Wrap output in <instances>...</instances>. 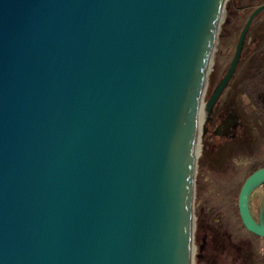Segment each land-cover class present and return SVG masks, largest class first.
Listing matches in <instances>:
<instances>
[{"label":"water","instance_id":"obj_1","mask_svg":"<svg viewBox=\"0 0 264 264\" xmlns=\"http://www.w3.org/2000/svg\"><path fill=\"white\" fill-rule=\"evenodd\" d=\"M225 1L0 0V264H193L197 144L264 11L204 101Z\"/></svg>","mask_w":264,"mask_h":264},{"label":"rangeland","instance_id":"obj_2","mask_svg":"<svg viewBox=\"0 0 264 264\" xmlns=\"http://www.w3.org/2000/svg\"><path fill=\"white\" fill-rule=\"evenodd\" d=\"M232 1H225L223 18L217 32V39L207 75L204 101L212 88L211 83L215 84L226 71L240 30L252 11L247 8H231ZM262 18H264V15H262ZM256 22V27L264 28V23H262L264 20H257ZM255 60L257 61H254L253 64L246 59L237 68L232 79L230 99L224 106L225 109L230 107L229 111L233 112L242 123L241 126L236 127L234 130L235 139L219 138L205 132L197 144L194 182L196 188L202 189L204 181H208L207 193L204 195L210 193V198L213 201L215 198L220 202L225 200L221 187L227 177L236 174L242 175L250 165L264 159V120L257 115L254 106L249 102L242 88V82L245 77L252 72L264 71V61H262L261 57L257 56ZM235 140L237 141L235 142ZM193 213L194 223H196L195 215L197 212L193 210Z\"/></svg>","mask_w":264,"mask_h":264},{"label":"flooded vegetation","instance_id":"obj_3","mask_svg":"<svg viewBox=\"0 0 264 264\" xmlns=\"http://www.w3.org/2000/svg\"><path fill=\"white\" fill-rule=\"evenodd\" d=\"M233 75L213 105L206 122V133L231 140L235 139L236 127L242 124L237 116L229 111L230 107L227 109L224 107L232 92ZM245 178L240 180L241 185ZM232 180H234L233 176L227 177L225 183L231 184ZM207 185L208 181H204L202 189L196 188L194 182L193 210L197 212L195 215L197 222L194 223L192 234L193 264H264V237L246 230L240 217L237 219L233 213H230L224 201L220 202L216 198L213 201L210 193L204 195L207 193ZM262 194H264V186L260 185L249 198V209L256 220Z\"/></svg>","mask_w":264,"mask_h":264},{"label":"trees","instance_id":"obj_4","mask_svg":"<svg viewBox=\"0 0 264 264\" xmlns=\"http://www.w3.org/2000/svg\"><path fill=\"white\" fill-rule=\"evenodd\" d=\"M262 3H264V0H233L230 7L238 9L247 8L253 10L256 6ZM262 15H264V11L258 14L249 26L237 68L240 67V64L245 62L246 59L247 61H249V63L254 64V61H257L255 60L257 56H260L262 61H264V28L261 29L260 26L256 27L257 20H264V18H262ZM211 84L213 88L215 84ZM242 88L245 96L254 106L257 115L261 119H264V71H258L254 73L252 72L250 75L245 77L242 82ZM262 166H264V159L250 165L242 175H234V180H232L231 184L223 183V186L221 187V190H223V193L225 195L224 202L226 204V207L230 211V213H233V215L237 217V219H239V215L236 202L238 190L241 185L240 180L247 177L252 171Z\"/></svg>","mask_w":264,"mask_h":264},{"label":"bare ground","instance_id":"obj_5","mask_svg":"<svg viewBox=\"0 0 264 264\" xmlns=\"http://www.w3.org/2000/svg\"><path fill=\"white\" fill-rule=\"evenodd\" d=\"M203 116H201L200 120L202 119Z\"/></svg>","mask_w":264,"mask_h":264}]
</instances>
